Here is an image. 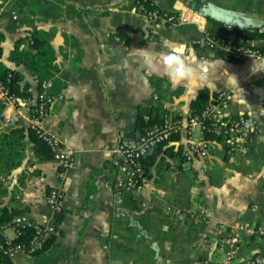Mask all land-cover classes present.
Instances as JSON below:
<instances>
[{"label":"crops","instance_id":"1","mask_svg":"<svg viewBox=\"0 0 264 264\" xmlns=\"http://www.w3.org/2000/svg\"><path fill=\"white\" fill-rule=\"evenodd\" d=\"M151 1L188 20L152 22L133 0H0V69L21 76L26 99L7 109L12 126L0 119V131L21 127L25 133L20 165L0 172L6 190L0 207L18 204L34 225L57 229L43 253L17 252L0 264H250L253 254L264 259V238L243 235L230 262L220 245L234 223L264 225V61L229 59L197 43L210 30L230 29L208 20L198 6L212 16L263 25L264 0ZM33 31L48 38L55 52L49 92L56 100L40 125L73 152L63 178L59 162L40 157L30 139L40 85L12 56L16 42ZM234 31L240 33L225 37L264 51L263 31ZM165 46L183 48L198 74L173 82L158 57ZM201 90L210 96L227 90L228 116L255 121L243 149L228 154L221 141L188 160L189 135L182 129L145 160L143 188L119 202L113 189L119 140L134 132L139 115L146 121L186 118ZM52 187L63 191L59 221L46 200ZM3 233L15 236L11 227Z\"/></svg>","mask_w":264,"mask_h":264},{"label":"built area","instance_id":"2","mask_svg":"<svg viewBox=\"0 0 264 264\" xmlns=\"http://www.w3.org/2000/svg\"><path fill=\"white\" fill-rule=\"evenodd\" d=\"M136 10L152 22H164L170 24L187 21L183 13L162 9L146 10L142 3H135ZM201 46L211 50L222 52L227 58L233 60H243L253 58L264 61V51L256 46H250L230 40L226 37L219 38L205 33L197 40ZM10 76V75H9ZM6 80L0 79V119L3 124L12 126L14 119L8 115L9 107H18L26 99L19 97L10 90ZM40 91L37 94V101L30 118V128L48 145L52 152V157L60 164L58 176L63 178L66 170L74 163L73 152L60 145L54 135L43 129L40 125L42 120L50 113L55 103V95L49 92L52 86L50 79L41 80ZM229 93L227 90H219L206 103L199 113H191L186 118L172 117L165 115L162 122L146 127L136 138L123 137L116 147L118 156V167L113 189L117 200L120 202L123 195L139 191L143 188L146 180V171L143 159L158 144L169 141L173 134L182 129L189 135L187 149L184 152L186 159L194 156H204L208 154L209 147L216 143L207 137L208 134L220 136L225 141V151L228 154L242 150L246 137L256 131V123L246 115H240L236 119L228 116ZM198 135L193 137L195 129ZM47 203L54 213L61 210L63 203V191L59 187H52L47 193ZM167 210L176 216L182 214L179 207L168 206ZM29 222L26 215H18L12 219V223L1 227V233L5 237L6 246H0V258H10L17 252L33 253L39 249L43 241L57 234V229L53 224L36 226L35 233L28 245L13 243V238L19 233L18 226ZM11 227L15 231L14 237H6L3 230ZM243 235L249 237L264 238V225L248 220L230 225L227 235L220 240V245L225 250L226 261L230 262L238 253V244ZM196 264V263H195ZM197 264H203L198 262ZM250 264H264V259L259 255H251Z\"/></svg>","mask_w":264,"mask_h":264},{"label":"trees","instance_id":"3","mask_svg":"<svg viewBox=\"0 0 264 264\" xmlns=\"http://www.w3.org/2000/svg\"><path fill=\"white\" fill-rule=\"evenodd\" d=\"M134 3H142L146 10H152L155 8L162 9L151 0H133ZM195 8V7H194ZM164 10V9H162ZM229 32H238L233 29L221 28L220 31L210 30L207 32L210 36H215L219 38H224ZM248 36H256L257 33L247 32ZM261 37H264L263 33L259 34ZM2 35L0 34V41ZM23 46V48L21 47ZM13 59L16 62L24 63L29 70L36 76L38 83L43 79H49L53 77V70L55 69L54 60L55 52L50 43V40L46 37L40 35L39 31H33L25 41H17L13 49ZM10 75V76H9ZM9 76L7 83L10 87V90L19 97L25 95V88L21 87L20 81L21 76L9 69H0V79L6 80ZM214 95L210 96L207 90L199 91L197 97L192 101V113H199L202 107L212 100ZM151 115V114H150ZM153 117V116H152ZM149 118L148 121L144 120L142 115L138 116L137 127L134 132L126 135L125 137L136 138L138 137L143 130L153 124H158L162 122L161 117L155 116L153 119ZM30 139L35 144L37 154L42 158L52 157V152L48 145L37 135L33 129H28ZM176 135L173 134L171 139ZM25 136L24 129L21 127H12L0 131V172L6 171L10 172L13 168H16L20 165L21 161V152L20 148L23 146V138ZM211 140L216 142H224V139L220 136H214L211 134L207 135ZM163 143L158 144L154 147L143 159V164L145 167V160L153 159V156L157 153L159 146ZM146 168V167H145ZM146 171V169H145ZM6 190L0 186V193L5 192ZM0 194V204L3 203V199ZM24 210L19 207L18 204H5L0 207V246H6L5 237L1 233V227L7 224L12 223V219L15 216L23 214ZM61 211L57 212V220L61 219ZM36 225L29 220L27 223H23L18 226L19 233L13 238V243H21L28 245L31 238L35 233ZM55 236H51L43 241L42 246L31 253V255H37L43 253L55 240ZM7 260V258H0L1 260Z\"/></svg>","mask_w":264,"mask_h":264},{"label":"clouds","instance_id":"4","mask_svg":"<svg viewBox=\"0 0 264 264\" xmlns=\"http://www.w3.org/2000/svg\"><path fill=\"white\" fill-rule=\"evenodd\" d=\"M168 48L167 51H160L158 57L162 62L168 77L173 82L181 80H190L198 74V69L195 62L189 63L187 56L184 54L183 48L177 46L176 48Z\"/></svg>","mask_w":264,"mask_h":264},{"label":"water","instance_id":"5","mask_svg":"<svg viewBox=\"0 0 264 264\" xmlns=\"http://www.w3.org/2000/svg\"><path fill=\"white\" fill-rule=\"evenodd\" d=\"M205 5H200L197 7V11L205 17L221 26L228 27L233 30H242V31H264V24H255V23H250V22H244L243 24H240L239 21H242L239 19L238 22H234L230 19H226L225 17H217V16H212L211 14L206 13L204 10Z\"/></svg>","mask_w":264,"mask_h":264}]
</instances>
